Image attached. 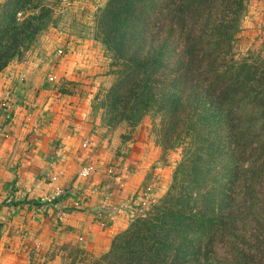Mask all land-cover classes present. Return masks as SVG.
Wrapping results in <instances>:
<instances>
[{
	"label": "trees",
	"instance_id": "trees-1",
	"mask_svg": "<svg viewBox=\"0 0 264 264\" xmlns=\"http://www.w3.org/2000/svg\"><path fill=\"white\" fill-rule=\"evenodd\" d=\"M146 1L110 4L128 62L110 105L127 122L163 116L172 144L189 140L187 167L100 264H264V56L237 60L233 43L249 0ZM17 44H2L0 71Z\"/></svg>",
	"mask_w": 264,
	"mask_h": 264
},
{
	"label": "crops",
	"instance_id": "crops-1",
	"mask_svg": "<svg viewBox=\"0 0 264 264\" xmlns=\"http://www.w3.org/2000/svg\"><path fill=\"white\" fill-rule=\"evenodd\" d=\"M82 49L13 62L0 74V264H60L67 245L105 247L128 210H117L108 227L95 210L127 202L144 184L147 166L136 167L122 186L106 174V162L115 159L104 143L95 149L88 86L60 92L48 79L95 72L76 58ZM5 98L9 106L1 105ZM83 159H99L88 179L78 176ZM92 186L77 206L70 189L87 193Z\"/></svg>",
	"mask_w": 264,
	"mask_h": 264
},
{
	"label": "rangeland",
	"instance_id": "rangeland-1",
	"mask_svg": "<svg viewBox=\"0 0 264 264\" xmlns=\"http://www.w3.org/2000/svg\"><path fill=\"white\" fill-rule=\"evenodd\" d=\"M137 1L150 4L146 0ZM111 3L112 0H5L0 6V48L10 38L18 39L15 56L7 66L13 62H25L45 56L55 60L69 54L71 46L77 49L82 47L76 58H82L89 65L86 72L88 69H94L95 72H89L85 78L84 73H78L72 80L52 73L55 76L52 82L54 87L65 92L77 86L79 90L84 89L83 85L88 86L86 90L91 93L95 149L98 150L103 145L111 149L115 161L106 162V165L116 168L114 181L121 179L125 183L136 167H148L143 186L128 197L136 198L139 191L151 188L148 195L152 202L144 214L132 216L128 212V219L112 233L103 248L89 250L83 246L67 245L62 252L60 250V264H100L112 249L114 238L120 232L139 218L148 216L164 199L176 193L187 167L183 159L187 158L189 140H184L177 146L173 142V145L166 138L168 134L163 116L145 114L141 118L139 114L127 122L120 119L116 111L112 113L110 103L117 94L113 90L120 84V79L128 74V67L125 65L128 62L118 56L114 47L112 23L108 18ZM241 25L238 37L233 42L235 58H262L264 0L248 1ZM118 40L128 43V26L127 32ZM59 49H62V54H59ZM142 75L144 72L136 76V79ZM95 160L99 162V159ZM124 167L126 170H122ZM225 169L226 167L223 168ZM120 170L123 171V176L120 175ZM107 187L109 191L110 184ZM110 222L111 219L108 223ZM98 223L100 224L99 221ZM109 224L100 225L108 227Z\"/></svg>",
	"mask_w": 264,
	"mask_h": 264
},
{
	"label": "built area",
	"instance_id": "built-area-1",
	"mask_svg": "<svg viewBox=\"0 0 264 264\" xmlns=\"http://www.w3.org/2000/svg\"><path fill=\"white\" fill-rule=\"evenodd\" d=\"M59 54H62V49H59ZM50 81L55 80L54 75H50L48 77ZM10 104V99L5 98L2 100L1 105L2 106H9ZM98 169V161H94L92 159H83L81 167L79 169L78 176L84 179H88L91 177V175ZM122 170H126V167H124ZM120 170V175L123 176V171ZM105 172L107 175L110 177H114L117 174L116 168L113 166L107 167L105 169ZM117 177H115L116 179ZM117 182L120 186L123 185V181L121 179H117ZM97 187L92 186L87 193H81L79 190H75L74 188H71L69 191L70 196L75 197V204L79 206L82 201L86 200L89 195H91L92 192L96 190ZM148 190L149 192L151 191L150 187H147V190H142L139 191V194L136 198H129L127 202L125 203H117L113 205H103L98 207L95 210V214L97 217V220L100 222L101 225H107L109 224L108 222L110 221L113 213H115L117 210H128L132 216L134 215H143L144 212L146 211L147 206L152 202L150 200L149 195H148Z\"/></svg>",
	"mask_w": 264,
	"mask_h": 264
}]
</instances>
